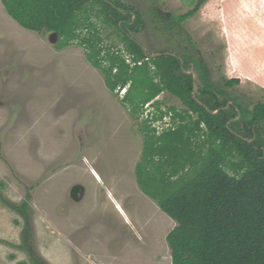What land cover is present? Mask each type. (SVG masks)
<instances>
[{
  "label": "rangeland",
  "instance_id": "obj_1",
  "mask_svg": "<svg viewBox=\"0 0 264 264\" xmlns=\"http://www.w3.org/2000/svg\"><path fill=\"white\" fill-rule=\"evenodd\" d=\"M119 1L140 13L129 34L147 55L201 60V73L193 61L186 71L195 74L193 94L209 98L200 92L203 84L219 86L235 99L236 120L248 122L255 104L264 102V0H208L182 22L174 17L196 0ZM101 37L106 46L122 50L112 28H101ZM56 43L54 33L19 26L0 2V197L14 206L28 201L35 237L30 247L42 264H172L165 233L156 236L137 219L131 224L130 216L126 222L116 217L110 202L116 198L131 212L142 203L139 210H146L135 175L144 141L140 126L156 112L153 102L161 111L185 108L164 92L139 120L132 119L122 104L125 91H109L82 48L57 51ZM231 79L240 83L222 89ZM211 91L217 100L229 97ZM170 124L168 115L151 127L161 135ZM261 129L264 138V122ZM75 187L84 191L81 203L72 195ZM89 205L109 210L108 218H96L100 226L91 228L76 213H88ZM19 222L0 203V239L16 246ZM20 263L33 264L18 250L0 246V264Z\"/></svg>",
  "mask_w": 264,
  "mask_h": 264
},
{
  "label": "trees",
  "instance_id": "obj_2",
  "mask_svg": "<svg viewBox=\"0 0 264 264\" xmlns=\"http://www.w3.org/2000/svg\"><path fill=\"white\" fill-rule=\"evenodd\" d=\"M207 1L196 0L174 21L193 17ZM0 2L22 28L54 33L55 50L82 48L108 90L125 91L122 104L132 119L139 120L145 106L164 92L185 108L161 111V104L153 102L156 112L140 126L144 141L135 167L141 191L176 222L166 237L172 264H264V102L258 101L252 117L243 122L236 120L235 99L219 86L205 82L200 92L209 98L194 95L193 76L186 71L193 61L201 73L202 61L167 53L147 55L129 34L141 21L140 13L119 0ZM101 28L117 33L122 50L104 44ZM239 83L225 80L221 88ZM212 88L229 97L217 100ZM168 115L170 128L157 135L151 124ZM30 258L42 264L32 251Z\"/></svg>",
  "mask_w": 264,
  "mask_h": 264
},
{
  "label": "crops",
  "instance_id": "obj_3",
  "mask_svg": "<svg viewBox=\"0 0 264 264\" xmlns=\"http://www.w3.org/2000/svg\"><path fill=\"white\" fill-rule=\"evenodd\" d=\"M93 179L98 184H101V183L98 182L99 180H98V178L96 176H94ZM76 189H78V191L76 192L77 197H74L76 199L75 201H78V203H81L83 201V199L85 198L84 197V195H85L84 191L82 190L81 187L80 188L79 187L78 188L75 187L71 191L73 192ZM139 198H140V201H142L144 203L143 207H144V209H146L145 211L142 210V209L139 210V208L141 207L142 203H140V206L136 210L134 208H132V212H131L129 207L126 208V207L122 206L121 203L116 198H113L117 202H114V203L110 202V205L114 209V211H111V212L116 217H120L121 219L125 220V222L127 221L126 220L127 218L129 220V216H130V220L129 221L131 222V224H134V220L135 219L139 220L140 222H142L141 225H144V226H147V227H152V229L154 230L153 234H156V236H157V234H160V232L163 231V233H165V238H166L168 233L175 228V226H176L175 221L173 219H171L163 211H161L160 208L158 207L157 203L153 199L149 198L148 196H146L144 194H141ZM102 208H104V207L95 208V207H93V205H89V212L88 213L83 214V213L80 212V210H76V213H78L80 216H82L83 219L89 221L90 227L92 228V226H96V225L100 226V224L97 222L98 217H99V220L103 216L108 218L107 215L109 214V210L106 211L105 209H102ZM117 208H119V210H117ZM69 209H70V211H71V209H73V211H74V208L72 206L69 207ZM102 212H103V214H102ZM120 212H122V213H120ZM96 218H97V220H96ZM104 219H103V221H104ZM89 232H92V230L89 229ZM169 257L171 258V254H169Z\"/></svg>",
  "mask_w": 264,
  "mask_h": 264
},
{
  "label": "flooded vegetation",
  "instance_id": "obj_4",
  "mask_svg": "<svg viewBox=\"0 0 264 264\" xmlns=\"http://www.w3.org/2000/svg\"><path fill=\"white\" fill-rule=\"evenodd\" d=\"M78 189L74 190L72 192V195L74 197H77L76 192ZM4 198L0 197V203L4 207H9V209H12L17 217L20 218L19 226H18V235H16V238L18 240V244L15 246L12 241L0 239V246H8L9 248L12 247L13 249L18 250L21 254L26 255L29 259L30 257V251L33 242H34V230L32 225V217L30 215L29 211V203L26 201V198L23 199L19 204L16 206L12 205L10 202L9 204H5L3 201ZM16 227V226H15ZM36 252V250H35ZM13 254V253H12ZM36 256V255H35ZM21 264V263H20Z\"/></svg>",
  "mask_w": 264,
  "mask_h": 264
},
{
  "label": "water",
  "instance_id": "obj_5",
  "mask_svg": "<svg viewBox=\"0 0 264 264\" xmlns=\"http://www.w3.org/2000/svg\"><path fill=\"white\" fill-rule=\"evenodd\" d=\"M187 74H190V75H192L193 76V80H195V74L193 73V72H188ZM194 88H195V86H194ZM195 95V94H194Z\"/></svg>",
  "mask_w": 264,
  "mask_h": 264
},
{
  "label": "bare ground",
  "instance_id": "obj_6",
  "mask_svg": "<svg viewBox=\"0 0 264 264\" xmlns=\"http://www.w3.org/2000/svg\"><path fill=\"white\" fill-rule=\"evenodd\" d=\"M93 175L97 177V173H96V172H95V173L93 172ZM97 181H98V180H97ZM113 202H114V201H113ZM117 204H118V203H117ZM115 207H116V206H115ZM117 210H119V208H117ZM120 213H122V212H120ZM121 215H122V214H121Z\"/></svg>",
  "mask_w": 264,
  "mask_h": 264
},
{
  "label": "clouds",
  "instance_id": "obj_7",
  "mask_svg": "<svg viewBox=\"0 0 264 264\" xmlns=\"http://www.w3.org/2000/svg\"><path fill=\"white\" fill-rule=\"evenodd\" d=\"M150 106V105H149Z\"/></svg>",
  "mask_w": 264,
  "mask_h": 264
}]
</instances>
